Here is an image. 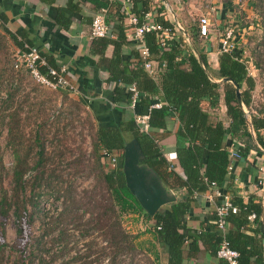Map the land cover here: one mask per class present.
<instances>
[{"label":"trees","instance_id":"trees-1","mask_svg":"<svg viewBox=\"0 0 264 264\" xmlns=\"http://www.w3.org/2000/svg\"><path fill=\"white\" fill-rule=\"evenodd\" d=\"M130 1L131 13L137 20L136 26H141L144 17L150 14L153 24L168 31L164 48L161 47L158 38L159 31H148L142 35L143 45L148 52L147 60L156 65L157 75L151 77L147 74L133 45L126 54L122 53V49L129 45L126 31L130 27L123 24L124 17L119 5L117 6L119 22L116 29H111L113 37L91 39L89 54L96 59V65L106 72V81L117 85L111 96L112 103L123 101L128 105L131 95L124 92L121 86H134L139 96L133 111L138 115H147L150 130L148 133L139 132L132 119H122L117 125L97 124L92 131L90 153L85 156L87 164H90L89 171L92 173V194L86 196L84 193L83 197L76 198L70 189H64L66 191L61 195L62 209L54 218L55 229L49 243L43 242L45 233L31 239V242L28 239L24 243L25 246L28 245L27 251L19 252V256L12 264H46L43 256L48 254L47 246L49 248L58 246L62 253H66V246L75 233L77 234L75 239L79 240L89 237L94 232L99 233L111 250L112 257L108 264H116V255L122 254H129L126 264H139L141 258L145 260L143 264H159L154 245L150 246L148 251L141 249L135 243L137 234L128 233L124 229L123 220L127 215H141L146 222H153L147 227V232L152 235L155 244L164 247L165 264H185L188 259H195L199 247L216 258V251L222 241L237 253L236 264H264V235L260 229L261 224L264 225V210L253 196L249 197L248 202L243 203L235 191H228L231 194L228 196V201L236 211L231 213L228 210L223 217L226 230L224 235H221L216 227L217 217L214 210L206 216L205 227L200 231L187 227L184 221L196 197L207 192L211 184L216 188L222 187L230 164L228 144L232 143L236 146L235 151L242 160H245L251 151L256 154L264 152V116L262 110L252 109L255 81L240 59L241 51L219 52L215 77L218 81L228 78L238 86L242 104L239 105L232 84L214 82L210 77L205 54L199 51L194 53L182 35L170 36L174 32V25L164 19L167 11L162 6L156 5L152 0ZM256 3L264 20V0H256ZM97 7L99 10V5ZM70 8L75 7L70 6ZM5 22V17L0 15L2 34L0 36L9 40L14 51H25L26 46L32 47L23 32H9L3 26ZM184 32L188 34L187 37L192 43L200 38L196 26L189 33L186 30ZM261 45L264 46V23ZM108 47H111L110 57L105 56ZM41 56L47 67L59 68L49 58L43 54ZM40 72L45 73L46 68L41 67ZM12 97L13 94L8 93L6 98L11 100ZM69 102L70 107L75 101ZM154 103H160V108H153ZM73 104L81 106L82 103ZM221 106L222 117L217 113ZM3 111L6 112L5 109H2ZM169 115L174 116L178 123L174 152L180 174L165 159L156 138L158 131L165 130V118ZM8 116L12 121L16 115L8 113L6 117ZM10 126L8 124L10 136L8 135L7 145L11 148L13 164L9 190H4L0 183V219L5 220L11 216L16 234L20 236L24 223L28 227L32 222L26 203L28 201L31 206L37 204L36 189L40 186V177L43 173L36 174L30 182L27 199L25 196L27 184L24 176L30 170L31 158L36 159V166L41 164L43 149L42 143L35 135L33 142L38 148L34 151L35 156L30 157V147L21 151L20 142L11 138L15 129ZM126 136L137 141L143 154L141 162L157 174L167 191L176 194L174 202L152 216L144 213L125 186L121 167ZM104 150L114 151L117 154L116 168L112 171L108 170L102 160L101 152ZM251 215L253 218L250 220L248 218ZM1 226L3 227V224ZM2 254L3 251L0 250V264ZM51 258L50 262L54 261L55 255ZM217 260L219 264H225L222 260ZM65 264L86 263L81 260L78 252H74Z\"/></svg>","mask_w":264,"mask_h":264},{"label":"rangeland","instance_id":"rangeland-1","mask_svg":"<svg viewBox=\"0 0 264 264\" xmlns=\"http://www.w3.org/2000/svg\"><path fill=\"white\" fill-rule=\"evenodd\" d=\"M229 1L228 4L223 3L230 7L226 25L231 26L235 37L238 34L237 28L242 31L238 34L242 42L238 49L241 51V58L247 59L246 63L243 62L255 81L256 95L252 109L260 110L264 105V46L261 45L264 20L260 16L256 0ZM195 21L196 18H190L182 28L187 29L189 33L194 28ZM217 25V19L216 21L212 19L210 30L215 31L216 34L217 31L219 32ZM0 35H2L1 31ZM196 42H198L197 39ZM14 54L15 51L9 40L0 36V158L2 163L0 183L4 190H9L13 161L11 148L7 145L8 124L15 129L11 138L20 142L19 149L24 151L25 148L30 147V157L35 156L34 151L38 150L33 142L34 136L37 135L39 142L42 143L41 164L36 166V159L31 158L30 170L24 176L27 184L26 199L29 196L30 182L36 174L43 173V176L40 177V186L36 189L37 204L31 206L28 201L26 203L32 222L28 227L24 223L22 234L20 236L16 234V227L11 216L5 220L0 219V250L3 251L1 264H12L19 256V252L27 251L28 245L25 246L24 243L28 239L31 242V239L41 233L46 234L43 236V242L49 243L55 229L54 218L62 209L61 195L66 191L64 189H70L76 198H79L83 197L84 193L86 196L90 194L93 185L92 173L89 171L90 164H87L85 156L90 153V140L96 122L74 93L64 89L52 90L39 85L23 68L15 70L12 67ZM8 93L13 94L11 100L6 98ZM69 101L80 102L81 106L72 103L69 107ZM2 109L6 111H3V115H1ZM8 113L16 115L12 121L9 120L10 116L6 117ZM217 113L222 117V111L218 110ZM89 162L91 163L90 160ZM96 198H98L97 195ZM123 227L130 233V230L126 229L124 220ZM76 235L75 233L72 240H69L66 253H62L58 246L53 248L47 246L48 254L43 256L46 264H65L74 252H78L81 260L86 264L110 262L111 250L98 232L79 240L75 239ZM135 243L138 245L141 242L137 240ZM141 245L144 247L142 243ZM52 255H55V260L50 262ZM128 259L129 254L116 255L115 262L126 264ZM141 259L139 264L145 262L143 258Z\"/></svg>","mask_w":264,"mask_h":264},{"label":"crops","instance_id":"crops-1","mask_svg":"<svg viewBox=\"0 0 264 264\" xmlns=\"http://www.w3.org/2000/svg\"><path fill=\"white\" fill-rule=\"evenodd\" d=\"M160 2L166 4L168 10L164 19L173 24L176 21L181 27L186 25L190 18L197 19L200 15H206L210 22L212 19L214 21L217 19L218 30L228 23L227 14L230 7L228 3L223 4L220 0H161ZM103 3L105 6L102 5ZM98 5L99 10H97ZM118 5H121V0H0V15L6 19L3 26L11 33L23 32L26 40L41 55L49 58L57 68L66 69L65 78L75 89L74 96L89 111L96 125L107 123L117 125L122 119H131L134 114V111L123 101L117 104L112 103L111 96L117 85L106 81V72L96 65V59L89 54L90 18L104 9L106 23L112 29H116L119 22ZM70 6L75 8L72 9ZM237 29L238 34H241L240 28ZM184 30L188 33L187 29ZM238 34L236 37L234 35V42L237 46L242 44ZM217 37L218 31L216 34L215 31L210 30L207 38H197L196 43H192L190 39L187 41L194 53L199 51L205 54L210 77L214 82H219L215 79L218 55ZM128 43L129 45L122 49L123 54H126L132 46L130 42ZM110 54L111 47H108L105 56L110 57ZM240 59L247 62V59L241 58V54ZM248 73L250 75V72ZM255 91L256 86L252 91L253 104ZM260 110L264 116V105ZM220 111H223L222 106ZM177 127L176 118L169 115L165 118V130L156 133L158 144L167 161L168 154L175 156ZM126 139V142L130 140L127 136ZM231 144H228L227 148ZM170 159L168 162L180 174L175 157H170ZM231 190L241 197L243 203L248 202L249 197L253 196L264 210V154L251 151L245 160L230 162L222 187L216 188L217 195L214 196L213 202L207 201L203 195L196 197L189 214L184 219L186 226L196 231L204 229L206 216L213 212L215 204L231 195L228 192ZM173 195L176 197V194L173 193ZM166 206L160 210L166 209ZM124 221L127 225L126 229L130 230L131 234H137L136 242L139 240L144 245L143 247L139 243L138 247L141 249L143 247V250L148 251L150 246L154 245L159 264H165L164 247L155 244L152 235L147 232V227L153 222H146L141 215H127ZM185 264L219 263L217 258L210 256L202 247H199L195 259H188Z\"/></svg>","mask_w":264,"mask_h":264},{"label":"built area","instance_id":"built-area-1","mask_svg":"<svg viewBox=\"0 0 264 264\" xmlns=\"http://www.w3.org/2000/svg\"><path fill=\"white\" fill-rule=\"evenodd\" d=\"M161 0H155L154 3L162 6L167 12L166 4L160 2ZM121 13L124 17V25L129 26L130 29L126 31L128 42H130L135 49H137L140 59L142 60L141 66L147 72V74L151 77H155L158 73V68L153 63L149 62L148 52L143 45L142 35L144 32L148 31H159V41L161 47L164 48V41L168 36L167 30H162L159 26L153 24L150 14L144 17V23L141 26H136L137 20L135 16L131 13V1L130 0H121ZM105 10L101 9L98 13H96L91 20L89 25V33L88 38H108L111 39L112 28L106 23L104 19ZM174 32L170 34L171 37L177 34L182 35L186 41H188V37L184 32L183 28L180 26L178 22H174ZM197 35L200 38H207L210 33V21L206 15H200L197 17L195 21ZM217 45H218V53H233L238 50V46L234 42V33L231 29L230 25L224 24V26L219 30L217 37ZM12 67L15 70L19 68H23L26 73L39 85L45 86L52 90H61L64 89L70 93H76L75 89L68 83L65 78V68L59 67L58 69H53L46 66L44 58L41 56L40 52L33 47H27L25 51H15L14 59ZM45 67L46 72L41 73L40 68ZM247 69V67H246ZM247 72H249L247 70ZM123 87L125 92L130 93V100L128 103V107L133 110L135 103L138 99L139 93L135 90L133 85H125ZM160 103H154L152 105L153 108H160ZM247 113L246 110H244ZM132 121L135 127L141 133H148L149 126L147 123L148 117L147 115H138L136 113L132 116ZM236 146L231 144L228 148V157L230 162L240 160L238 153L235 151ZM264 154V152L262 153ZM102 160L106 163L108 170L112 171L116 168L117 162V154L114 151H102ZM170 157H175L173 154H168L167 159L170 161ZM228 171V168H227ZM204 198L213 202L214 196H216V187L211 184L208 188V191L202 194ZM231 213H235V208L232 207L228 201V197H224L223 200L215 204L214 212L217 217L216 227L220 231L221 235H224L225 230V221L223 217L225 216L227 211ZM253 215H251L248 219H252ZM216 258L222 260L225 264H236L237 253L231 249H229L224 241L221 242L217 251Z\"/></svg>","mask_w":264,"mask_h":264},{"label":"water","instance_id":"water-1","mask_svg":"<svg viewBox=\"0 0 264 264\" xmlns=\"http://www.w3.org/2000/svg\"><path fill=\"white\" fill-rule=\"evenodd\" d=\"M219 82L232 84L235 90L236 101L239 105H242L238 86L228 78H223ZM142 160L143 154L137 141L135 139L127 141L122 150L121 167L125 186L144 213L152 216L163 206L174 202L175 197L171 191L165 190L157 174L146 164L142 163ZM260 229L264 235L263 224H261Z\"/></svg>","mask_w":264,"mask_h":264}]
</instances>
